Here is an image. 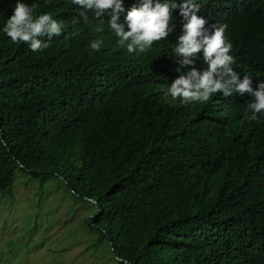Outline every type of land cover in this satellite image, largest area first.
Listing matches in <instances>:
<instances>
[{
  "label": "trees",
  "instance_id": "16d2710c",
  "mask_svg": "<svg viewBox=\"0 0 264 264\" xmlns=\"http://www.w3.org/2000/svg\"><path fill=\"white\" fill-rule=\"evenodd\" d=\"M21 2L51 14L62 34L42 37V51L12 43L2 29L16 0H0V193L13 194L17 168L56 175L95 202L92 246L107 242L114 264H264V116L247 118L248 93L184 105L167 92L192 66L207 67L202 52L183 67L173 53L184 0H159L178 5L174 31L140 54L107 29L111 10L85 21L71 0ZM195 3L206 28L227 25L232 67L256 89L264 0ZM133 6L140 0H124L118 22Z\"/></svg>",
  "mask_w": 264,
  "mask_h": 264
},
{
  "label": "clouds",
  "instance_id": "9594fccd",
  "mask_svg": "<svg viewBox=\"0 0 264 264\" xmlns=\"http://www.w3.org/2000/svg\"><path fill=\"white\" fill-rule=\"evenodd\" d=\"M71 3L84 10L80 17L85 21L87 11L93 12L99 18L111 10L113 15L108 21L107 29L118 38V45L125 47L129 54L144 53L154 42L166 39L174 31L172 9L178 7L175 2L161 3L157 0L154 4L153 0H140V6H133L127 12L124 22L120 23L119 13L124 11V0H71ZM36 7L38 5L35 3L28 5L16 0L12 14L2 29L12 43H26L34 52L49 47L42 37L51 40L62 34L61 23L53 19L51 14L34 16ZM179 8L180 15L186 22L182 25V34L178 37L173 53L180 58L178 63L183 67L194 65L193 58L202 52L207 67L200 71L192 66L190 70L179 75L167 89L171 98L188 105L207 103L216 93H222L224 97L231 96L234 92L241 96L248 93L252 101L246 105V113H251L247 118L255 121L264 116V81L259 82L256 89H253L250 75H244L241 79L234 71L232 65L235 59L230 54L232 44L225 36L227 25L206 28L207 21L196 14L199 4L195 0H184ZM79 22L80 18L74 20V23ZM103 30V26L96 28V31ZM72 35H79V32ZM103 43L102 39H96L90 42L89 47L96 52L102 48Z\"/></svg>",
  "mask_w": 264,
  "mask_h": 264
},
{
  "label": "rangeland",
  "instance_id": "374dc122",
  "mask_svg": "<svg viewBox=\"0 0 264 264\" xmlns=\"http://www.w3.org/2000/svg\"><path fill=\"white\" fill-rule=\"evenodd\" d=\"M93 203L56 175L33 178L17 168L13 194L0 193V264H114L107 242L92 246Z\"/></svg>",
  "mask_w": 264,
  "mask_h": 264
},
{
  "label": "water",
  "instance_id": "95a60500",
  "mask_svg": "<svg viewBox=\"0 0 264 264\" xmlns=\"http://www.w3.org/2000/svg\"><path fill=\"white\" fill-rule=\"evenodd\" d=\"M118 259V258H117ZM119 261H122V260H120V259H118Z\"/></svg>",
  "mask_w": 264,
  "mask_h": 264
}]
</instances>
